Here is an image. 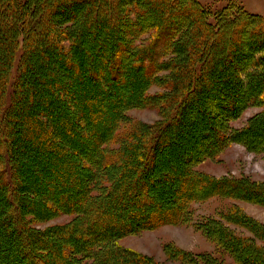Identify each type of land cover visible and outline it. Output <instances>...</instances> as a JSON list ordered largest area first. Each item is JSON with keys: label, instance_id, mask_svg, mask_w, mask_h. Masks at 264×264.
<instances>
[{"label": "trees", "instance_id": "obj_1", "mask_svg": "<svg viewBox=\"0 0 264 264\" xmlns=\"http://www.w3.org/2000/svg\"><path fill=\"white\" fill-rule=\"evenodd\" d=\"M199 2L0 0V264H149L119 241L188 222L213 197L264 208V181L190 169L231 143L264 154V15ZM249 107L261 112L232 128ZM130 109L162 118L128 123ZM222 219L196 228L240 264H264V226L238 206Z\"/></svg>", "mask_w": 264, "mask_h": 264}, {"label": "rangeland", "instance_id": "obj_2", "mask_svg": "<svg viewBox=\"0 0 264 264\" xmlns=\"http://www.w3.org/2000/svg\"><path fill=\"white\" fill-rule=\"evenodd\" d=\"M206 7L213 10L224 8L227 5H236L251 14L264 15V0H199ZM145 36L143 39H147ZM24 45V44H23ZM162 75H166L162 73ZM161 89L154 86L148 91L153 95L159 93ZM115 111V110H114ZM261 112L259 107H249L241 116L231 121L232 128L244 127L250 118ZM126 116L129 122H138L144 126H153L160 122L162 114L156 109H130ZM146 122V123H145ZM123 129V128H122ZM9 136L0 135V139ZM8 147L12 149L8 142ZM23 157L19 155L13 159V162H21ZM165 162V161H164ZM160 167L163 162H158ZM161 168V167H160ZM199 174L211 176L215 179L221 178H242L246 177L254 181H264V154H256L239 144H229L220 155L211 160L206 156L197 161L193 167ZM157 186V185H156ZM155 186V187H156ZM198 192V190H196ZM240 207L244 214L251 217L264 226V208L263 206L247 202L230 200L229 198L213 197L201 202H193L191 209V219L188 222H180L177 225H165L155 229H145L140 233L123 237L119 243L126 249L140 253L152 261L149 264H186L182 261L170 259L168 252L177 249L185 250L194 254H211L215 259H219L222 264H240L236 258L230 254L222 253L213 241L196 228V223L207 218H215L223 220L222 216L233 207ZM70 218L63 217L52 221L39 222L36 225L38 229L45 230L47 227H55L68 223ZM227 227L235 231L237 234L250 236L251 233L247 229L236 227L226 223ZM235 258V259H234Z\"/></svg>", "mask_w": 264, "mask_h": 264}, {"label": "bare ground", "instance_id": "obj_3", "mask_svg": "<svg viewBox=\"0 0 264 264\" xmlns=\"http://www.w3.org/2000/svg\"><path fill=\"white\" fill-rule=\"evenodd\" d=\"M125 117H126V116H125ZM190 119H191V118H190ZM190 119H189V120H190ZM191 121H192V120H191ZM145 123H146V122H145ZM195 125H196V124H195ZM198 126H199V125H198ZM188 131H189V130H188ZM192 132H193V131H192ZM198 133H199V132H198ZM199 134H200V133H199ZM205 140H207V139H205ZM182 141H183V140H182ZM182 141H180V142H182ZM205 142H206V141H205ZM115 149H116V148H115ZM156 172H157V171H156ZM165 172H166V171H165ZM176 173H177V172H176ZM173 174H174V173H173ZM153 175H154V174H153ZM168 176H169V175H168ZM161 178H162V177H161ZM161 178H160V179H161ZM161 180H162V179H161ZM150 181H152V180H150ZM157 181H158V180H157ZM158 183H159V182H158ZM154 184H155V183H154ZM124 203H125V202H124ZM131 208H132V207H131ZM121 209H122V208H121ZM166 213H167V212H166ZM116 214H117V213H116ZM124 214H125V213H124ZM124 214H123V215H124ZM121 215H122V214H121ZM175 215H176V214H175ZM165 216H166V215H165ZM116 217H117V216H116ZM119 217H120V216H119ZM128 217H129V216H128ZM131 217H132V216H131ZM156 220H157V219H156ZM163 222H164V221H163ZM114 223H115V222H114ZM121 223H122V222H121ZM148 223H149V222H148ZM155 223H156V221H155ZM136 224H137V223H136ZM150 224H151V223H150ZM112 225H113V224H112ZM115 226H116V225H115ZM115 226H113V227H115ZM125 226H126V225H125ZM155 226H156V225H155ZM111 227H112V226H111ZM111 227H110V228H111ZM126 227H127V226H126ZM130 227H131V226H130ZM117 228L119 229V227H117ZM122 228H123V227H122ZM124 228H125V227H124ZM114 229H115V228H114ZM123 230H124V229H123ZM17 240H18V239H17ZM19 240H20V239H19ZM21 242H22V241H21ZM17 243H18V242H17ZM21 245H22V244H21ZM22 255H23V254H22Z\"/></svg>", "mask_w": 264, "mask_h": 264}]
</instances>
